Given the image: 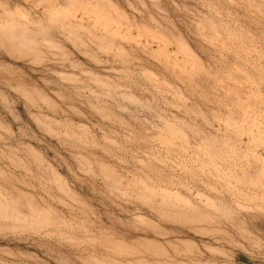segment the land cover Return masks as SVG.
<instances>
[{"label": "rangeland", "instance_id": "1", "mask_svg": "<svg viewBox=\"0 0 264 264\" xmlns=\"http://www.w3.org/2000/svg\"><path fill=\"white\" fill-rule=\"evenodd\" d=\"M0 264H264V0H0Z\"/></svg>", "mask_w": 264, "mask_h": 264}]
</instances>
